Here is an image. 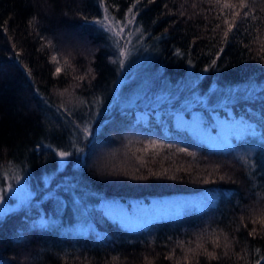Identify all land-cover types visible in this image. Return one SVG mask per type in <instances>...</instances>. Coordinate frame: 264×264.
Segmentation results:
<instances>
[{
	"label": "trees",
	"instance_id": "1",
	"mask_svg": "<svg viewBox=\"0 0 264 264\" xmlns=\"http://www.w3.org/2000/svg\"><path fill=\"white\" fill-rule=\"evenodd\" d=\"M224 2L105 0L119 20L135 4L121 67L109 34L91 23L106 14L99 0H0V169L14 165L33 181L58 150L70 153L53 191L0 219V264H264V0H249V17L227 37ZM131 56L179 96L116 103ZM194 90L208 94L204 105L181 100ZM240 121L257 135L235 139ZM249 152L250 168L239 160ZM205 194L217 195L213 206L145 229L118 217L153 196ZM75 211L96 227L64 231Z\"/></svg>",
	"mask_w": 264,
	"mask_h": 264
},
{
	"label": "rangeland",
	"instance_id": "2",
	"mask_svg": "<svg viewBox=\"0 0 264 264\" xmlns=\"http://www.w3.org/2000/svg\"><path fill=\"white\" fill-rule=\"evenodd\" d=\"M124 43V42H122ZM127 46V45H126ZM115 47V46H114ZM116 48V47H115ZM117 48L114 50L116 52ZM118 51V50H117ZM118 55V54H116ZM150 58V61L155 59V55ZM141 59V58H140ZM140 59L137 60L136 56L127 57L128 64L125 68V75L122 76L123 79H119L117 83V89H114L116 92L115 102L120 105H127L133 103H147L148 98L153 97V99L159 100H174V97L169 92L170 88L168 84L161 83L157 85V80L154 76L155 73H151L148 69V66L145 63H140ZM130 68L133 69V76H136V80L130 82V77L127 72ZM152 76V77H151ZM146 77V78H145ZM127 81L126 83H123ZM131 85L126 87V84ZM157 85V86H156ZM126 87V88H123ZM118 88H122L121 90ZM71 91V90H69ZM65 90L63 95L67 98H72V91L69 92ZM190 92V91H188ZM183 93L181 100H184L188 105H204L206 103V98L208 94L200 93L197 90H194L192 93ZM170 97V98H169ZM66 99V98H65ZM184 102V103H185ZM219 124L222 126L223 123L218 119ZM224 138V137H223ZM225 139H222L220 147L226 145L224 143ZM208 142L212 145L211 139H208ZM216 144V141H214ZM208 143V144H209ZM213 146V145H212ZM117 155L115 157V162L118 161ZM65 158L63 161L57 156L56 166H50L49 170L44 169L40 171L39 175L36 176V180L32 181V177L29 173L25 172L24 169L18 168L14 165H9L8 169L0 170V188L7 186V184H12L13 191H9L5 194L6 198L3 201V204L0 205V219L5 215L14 212L18 208L26 206L31 200H34L37 197H43L48 192L53 191L51 187V180L53 177L64 167ZM26 169L30 167L26 166ZM32 170V169H31ZM5 174H7V179H5ZM19 175L21 180L17 182L13 177ZM34 179V178H33ZM18 189V190H17ZM91 195H98L92 192ZM85 195V194H84ZM86 195V196H91ZM100 195V194H99ZM198 195L196 197H161L153 196L151 200L143 202L140 204H126L123 207L117 209L119 212V218H121L125 227L130 230H141L145 229L152 222L158 220H165L179 217L180 215L189 212V211H202L210 206H213L217 201V195L208 196L209 194ZM74 193L72 194V197ZM102 196V195H101ZM81 197V195H80ZM78 199L77 197H73ZM82 198V197H81ZM83 200V198H82ZM146 203V204H145ZM195 206V207H194ZM91 220L96 223V219L90 218L86 213L75 211L72 213V217L67 219L63 225V230L70 233L83 234L88 232L90 228L96 227L92 225Z\"/></svg>",
	"mask_w": 264,
	"mask_h": 264
},
{
	"label": "snow or ice",
	"instance_id": "3",
	"mask_svg": "<svg viewBox=\"0 0 264 264\" xmlns=\"http://www.w3.org/2000/svg\"><path fill=\"white\" fill-rule=\"evenodd\" d=\"M151 2V0H150ZM209 2H213V0H209ZM215 4H221V0H214ZM100 6L102 8H104L105 11V15L103 17H99V18H93V20L91 21V23L99 26V28H101L104 32L109 34V39L112 41L113 45L117 48L118 50V57H117V61L114 62H118L120 64L121 67H123L125 65V57L127 55L126 53V45L129 42L127 40V35H131V33H128L127 35H125V30L128 28V25H130L133 20L135 19V12H134V7L135 4H133L132 6H130L127 9V12L125 13V19L124 20H119V19H115L111 16H109L107 14V7L105 5V0H99ZM248 4H249V0H238V3H232V2H224L222 5L223 9H229L231 10V22L228 20L227 17H225L224 19V24L227 25V31L224 32V36L227 37L229 35L230 32H232L238 22V19L243 16L245 18L249 17V11L248 9ZM241 10H243L241 12ZM87 19V18H85ZM217 27H220V25H217ZM136 31H140L139 28L136 29ZM122 41L124 43H122ZM49 46H53L51 44V42H49ZM261 51H264V45H262L261 47ZM53 62L58 63V57L56 55H53L51 57ZM65 63H67V61H65ZM213 64H215V60L212 62ZM56 74H60L63 69L62 67H57L56 68ZM77 79L82 80L84 79L83 76L77 77ZM254 91V89H253ZM61 95H63V93H61ZM239 127H241L243 129L242 132L240 133H235V139L237 140H241L244 138V136H252L255 137L257 135V131H256V127L253 124H250L246 121H240L239 125H237ZM84 133L87 134L88 133V128L85 127L84 128ZM262 139H264V137H261ZM224 143L227 145V149L229 150H234V146L233 144L228 140L225 139ZM151 147L155 148L157 147L156 142L152 141L150 144ZM180 152H187V149L185 148H178L177 149ZM192 153H189V155H191ZM56 155L60 158L61 161H63L65 158H67L70 153L67 151H62V150H58L56 152ZM240 162L250 168L252 166V159H251V153H246L243 156L239 157ZM5 179H7V174H5ZM13 179H15L17 182H19L21 180V177L19 175H16L15 177H13ZM18 190V189H17ZM9 191H13V194H15V190H13V186L12 184H7V186L0 188V205L3 204V201L5 200L6 196L5 194L8 193ZM262 226H264V217L260 218L258 221ZM40 227H44L45 224L42 221L39 225ZM33 227H36V225H33ZM254 233H249V235H252ZM23 234H20V239H23ZM191 251V249L189 250ZM208 255L210 257H212L213 259H215L216 257L212 254V253H208ZM257 264H259V262L257 261Z\"/></svg>",
	"mask_w": 264,
	"mask_h": 264
},
{
	"label": "bare ground",
	"instance_id": "4",
	"mask_svg": "<svg viewBox=\"0 0 264 264\" xmlns=\"http://www.w3.org/2000/svg\"><path fill=\"white\" fill-rule=\"evenodd\" d=\"M0 170H2V169H0Z\"/></svg>",
	"mask_w": 264,
	"mask_h": 264
}]
</instances>
